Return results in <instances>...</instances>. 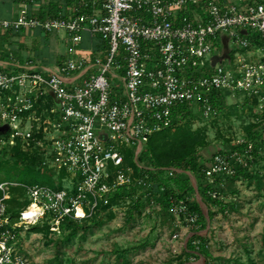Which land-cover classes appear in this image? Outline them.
<instances>
[{
    "label": "built area",
    "instance_id": "1",
    "mask_svg": "<svg viewBox=\"0 0 264 264\" xmlns=\"http://www.w3.org/2000/svg\"><path fill=\"white\" fill-rule=\"evenodd\" d=\"M19 2L21 16L0 20V34L63 31L70 54L54 66L29 60L0 72V122L10 133L9 139L0 138V145L15 146L20 139L27 149L40 148L46 168L64 171L66 177L62 189L0 184V228L11 226L0 231V264H29L16 255L19 225L50 220L51 231L61 234L65 220L93 219L122 190H135L120 199L132 205L126 217L175 220V227L199 231L200 216L189 198L171 197L165 209L160 193L166 187L159 194L153 188V176L164 173L171 179L192 173L146 166L142 153L155 134L181 124L178 108L183 105L197 107L209 119L217 115L214 98L224 94L225 102L240 96L256 100L264 111V0H71L68 14L51 19L33 15L39 10L36 0ZM84 34L91 44L100 38L104 52L92 59L76 57ZM223 36L229 39V54L232 45L246 54L236 60L225 57ZM256 37L260 44L253 42ZM241 144H246L243 151L213 157L206 171L208 184L218 177L242 182L237 168H249L257 156L252 142ZM130 158L146 173L137 174ZM11 188H24L30 203L12 225L7 215ZM208 195L223 200L218 190ZM179 236L177 232L174 238Z\"/></svg>",
    "mask_w": 264,
    "mask_h": 264
},
{
    "label": "rangeland",
    "instance_id": "2",
    "mask_svg": "<svg viewBox=\"0 0 264 264\" xmlns=\"http://www.w3.org/2000/svg\"><path fill=\"white\" fill-rule=\"evenodd\" d=\"M66 36L67 34L63 31L59 32V35L42 34L39 38L40 44L33 53V58H36L38 62L40 57L47 61L50 66H54L61 56L69 57L70 51ZM104 49L105 43L100 38L97 37L95 44H91L89 36L84 34L83 43L77 50L76 57L92 59L94 53L97 54L102 50L99 52L102 54ZM231 49H234V52L228 56L232 60L246 54L245 51L237 49L234 45L231 46ZM225 65L228 64L225 63ZM8 69L9 67L5 70ZM246 101L248 100L243 96L227 98L226 109L218 112L217 115H212L209 119H205L202 115L196 116L197 119L193 122V128L196 130L207 127V138L211 144L212 153L222 147L228 150L226 142L232 148L240 145L247 138L248 128L250 124L257 121L256 118L261 110L255 105V100L252 99H249L250 104L248 106L243 107ZM4 146L7 145H0V158L11 159L10 154L2 150ZM128 151V155L130 152L132 153V150L129 149ZM129 156L132 157L131 154ZM129 161L132 163V158ZM42 163L38 168L46 167L44 162ZM29 177L34 179V185H44V182L49 179L47 173L36 175L32 172ZM241 185L240 183L239 186ZM242 187L243 189L246 188V184ZM246 191L248 192L247 195L244 193L236 199L238 202H242L245 207L251 205L250 208H254V211L248 213L245 208L243 215H256V219L250 220V225H245V230L237 229L238 236L235 235V232L231 233L228 237L230 240L228 243L221 244V247L217 245L213 250L217 257L225 256L231 258L232 261L238 259L241 264H251L244 251L245 246H247V250L252 252L253 262L264 264V246L262 245L264 210L261 211L264 197L258 196L259 193H253L249 189ZM127 211H133L132 205L128 201H119L113 210L101 211L98 215H102L103 223L98 226L93 225L92 229L86 233H80V236L66 247L60 243V240H62V235L69 234L70 229L63 232L64 234L53 233L54 235H51L46 232H34L32 228L35 225L33 224L19 225L18 228H21L22 231L17 233L16 255L29 264H61V262L63 264H179L181 262L183 264H205V258L199 259L186 255L190 232H194L189 230L188 226L175 227V220H153L148 217L129 222V216H125ZM83 223L85 224V222ZM89 224L91 225L93 222ZM177 232L180 235L179 239L174 238ZM242 232L244 235L240 237L239 233ZM248 234L249 236H247ZM212 239L216 244L221 243L219 237L218 240L215 239V236ZM226 260L221 259L218 264H227Z\"/></svg>",
    "mask_w": 264,
    "mask_h": 264
},
{
    "label": "trees",
    "instance_id": "3",
    "mask_svg": "<svg viewBox=\"0 0 264 264\" xmlns=\"http://www.w3.org/2000/svg\"><path fill=\"white\" fill-rule=\"evenodd\" d=\"M38 3V1L36 0ZM51 11H43L41 8L34 13L35 17L40 19H51V18H58L60 17L61 13H56ZM256 44H260V40L258 37L254 38ZM5 69L0 68V72L4 71ZM223 97L224 99L222 100ZM226 95L217 96L214 98V109L217 112H222L226 109L225 100ZM216 99V100H215ZM243 104V107H246L250 104L249 99H247ZM255 105L258 106V102L254 101ZM228 108V107H227ZM253 109V108H252ZM261 112V111H260ZM178 113L182 115L179 123L171 129L162 131L158 134H155L151 137L150 141L147 144V148L144 149L141 157V161L145 163L146 166L152 168H170V167H177L182 169L186 172H191L199 181V192L200 195L205 200H212L208 192L212 190H218V181H223L224 179L221 177L217 178L215 184L210 185L207 181V174L206 171L208 169V165L212 162L213 157L218 153H225L235 150L243 151L246 147V144H240L238 146L229 147V144L226 142L228 146V150L221 148L216 152L212 153L211 144H209L207 138V127H202L198 129L193 128V122L197 119L196 116L202 115L198 108L195 107L194 109H188L186 106H181L178 108ZM257 121L250 124L248 128L247 138L245 142H252L254 144V154L257 156L262 151L264 147L263 142V132H264V111L258 114ZM1 123V122H0ZM216 123V122H215ZM2 123L0 125V138L9 139L10 133L8 129L2 128ZM5 127V126H4ZM7 127V126H6ZM2 150L8 154H10L11 159L8 158H0V184L3 182H16L21 184L27 185H34V179L29 177V174L34 172L36 175L41 173H47L49 175V179L44 182V185L53 187L55 189H62L64 185V179L66 174L64 171L57 173V169H48L38 168L42 162H44L43 155L40 153V148L32 147V148H25L22 140H17L15 146L7 145L2 147ZM12 160V161H11ZM257 161V160H256ZM255 161V162H256ZM254 162V163H255ZM43 164V163H42ZM132 165L136 167V165L132 162ZM253 164V163H251ZM238 176L249 178L248 169H241L237 168ZM137 174H144L146 171H140L136 167ZM153 180L156 185L153 187L154 191L159 194L160 187L165 186L166 191L161 192V202L164 205L165 209H168L170 204V198L173 197L176 200H181L184 198H189L188 204L191 206L193 212H196L200 216L199 225L201 226V231L205 227L206 218L204 213L196 201L194 196V189L191 186V180L187 174L176 175L174 178H166L164 173L160 175L153 176ZM227 181H233L232 179L228 178ZM12 197L10 200L7 201V215L11 220V225L17 223L20 217V213L30 204L29 201L26 199V191L24 188H11ZM135 194L134 189L130 190H122L118 192L114 197H112V201L110 206H101L97 215L91 219L87 220L84 223H79L73 220H65L61 225V233L65 232L67 229H70L69 234L62 235L60 243L63 246L70 245L80 233H86L90 229H92L93 225H101L103 223V218L100 212L106 211L111 206L117 205L120 199L124 196H133ZM3 197V192L0 190V199ZM205 200V201H206ZM220 200L214 201L215 203H221ZM138 210L139 208H134ZM133 216H129V222L132 220ZM93 222V224H89ZM7 228H11V226H6L4 228H0V231L5 230ZM32 230L37 233H49L54 235L51 231V225L49 222H42L35 225ZM22 231L21 228L17 229V233ZM193 238L190 239L188 243V250L186 252L187 256H193L194 254L191 251L200 250L204 255L207 257H211L207 247L205 240L197 234ZM64 234V233H63ZM86 238V236H85ZM195 241L199 242V246L195 245ZM249 261L251 264H256L253 262V259L249 253ZM63 264V262H61ZM179 264H183L182 262ZM207 264V263H206Z\"/></svg>",
    "mask_w": 264,
    "mask_h": 264
},
{
    "label": "crops",
    "instance_id": "4",
    "mask_svg": "<svg viewBox=\"0 0 264 264\" xmlns=\"http://www.w3.org/2000/svg\"><path fill=\"white\" fill-rule=\"evenodd\" d=\"M38 9L41 8L43 11H51L56 13L68 14L70 9L71 0H37ZM220 3H252L260 0H217ZM22 4L19 0H0V20L6 21H14L17 20L21 16ZM44 34V32L33 29V30H22L19 32H2L0 34V51L3 52V57L0 60V68L6 69L10 68V65L18 62L20 65H24L29 60H36L33 58V53L36 51L39 46V38ZM58 34L59 33H52ZM50 36L51 34H46ZM64 41V39H61ZM223 50L225 51V57H229V39L226 36L222 38ZM12 55V56H11ZM67 57L61 56L60 59L56 61V65L63 62ZM37 61V60H36ZM38 61L42 62L45 65H49L47 61L38 58ZM50 66V65H49ZM83 74V73H82ZM77 75V78H80L82 75ZM83 76V75H82ZM86 78V76L79 80V83ZM78 84V82H77ZM264 139V132H263ZM264 142V140H263ZM224 143V142H223ZM264 146V145H263ZM224 148V147H222ZM226 150V149H225ZM242 169V168H241ZM244 169V168H243ZM248 169L249 178L243 177L242 182L233 181H218V191L221 193L223 200H220L221 203H215L214 201L204 200L199 192V181L193 174H187L191 180V186L194 189V196L196 201L199 203L204 216L206 218L205 227L197 232L206 242L207 250L210 254V258L202 253V251H191L193 257L202 259L205 258V264H218L222 260L227 259V264H241L238 259L235 261L228 257H217L214 254V248L218 245L221 247V244L228 243L229 235L235 232V235L238 236V230L244 229L245 225L249 224L250 220H255L256 215L252 216L251 214L243 215L244 210L246 208V212H253L254 208H250V206H243L242 202H238L236 197L243 195L244 193L248 194L246 190H251L253 193H259L258 196L264 197V147L262 151L258 155L257 161L250 165ZM245 169V170H246ZM217 181V180H216ZM238 183V185H237ZM246 184V188L243 189L242 185ZM249 185V186H247ZM248 187V188H247ZM199 193V194H198ZM246 194V195H247ZM249 196V195H248ZM248 209V210H247ZM264 210V204L261 208V211ZM251 216V217H250ZM243 225V226H241ZM250 225V224H249ZM238 229V230H237ZM245 230V229H244ZM196 232H190L189 241L191 238L195 236ZM244 235V233H239ZM215 236V239L219 237L221 241L220 244H216L213 242L212 237ZM249 236V234L247 235ZM246 236V237H247ZM241 239V238H240ZM233 240V239H232ZM189 243V242H188ZM230 243V242H229ZM213 245H215L213 247ZM262 245L264 246V238L262 241ZM264 248V247H263ZM247 246H245V254L249 259V253L252 257V252L247 250ZM196 264V263H191Z\"/></svg>",
    "mask_w": 264,
    "mask_h": 264
},
{
    "label": "bare ground",
    "instance_id": "5",
    "mask_svg": "<svg viewBox=\"0 0 264 264\" xmlns=\"http://www.w3.org/2000/svg\"><path fill=\"white\" fill-rule=\"evenodd\" d=\"M80 215H82V212L80 211Z\"/></svg>",
    "mask_w": 264,
    "mask_h": 264
}]
</instances>
